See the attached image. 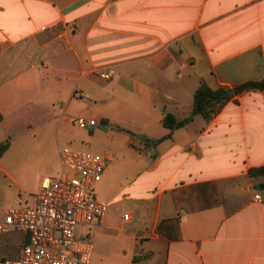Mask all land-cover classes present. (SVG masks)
Here are the masks:
<instances>
[{"label": "crops", "instance_id": "0c3cea01", "mask_svg": "<svg viewBox=\"0 0 264 264\" xmlns=\"http://www.w3.org/2000/svg\"><path fill=\"white\" fill-rule=\"evenodd\" d=\"M261 79L264 0H0V130L43 117L35 129L59 132L83 114L125 141L96 184L111 212L87 232L112 264H264V176L249 175L264 165V94L163 124L190 115L203 82ZM22 233L14 252L0 234V252L18 258Z\"/></svg>", "mask_w": 264, "mask_h": 264}, {"label": "built area", "instance_id": "2783aa9c", "mask_svg": "<svg viewBox=\"0 0 264 264\" xmlns=\"http://www.w3.org/2000/svg\"><path fill=\"white\" fill-rule=\"evenodd\" d=\"M105 73L103 77L110 78ZM69 120L81 128L98 122L82 116ZM62 171L40 181L37 202L27 207H10L0 215V234L20 230L28 236L16 259L0 257V264H89L94 246L89 234L79 235L82 226L101 222L109 205L96 192L110 157L74 149H59ZM260 195H257V199ZM129 218V214H125Z\"/></svg>", "mask_w": 264, "mask_h": 264}, {"label": "rangeland", "instance_id": "374dc122", "mask_svg": "<svg viewBox=\"0 0 264 264\" xmlns=\"http://www.w3.org/2000/svg\"><path fill=\"white\" fill-rule=\"evenodd\" d=\"M70 116H83V114ZM57 120L55 118V121ZM68 121L59 132L53 128L35 129L34 127L38 123L46 122L43 117H38L33 121V128H26L21 121H16L12 127L0 130V143L8 142L10 145L3 154H0V213L10 207L32 205L35 200L36 186L41 177L54 175L60 171L59 149L61 147L68 146L101 155L112 154L115 158L114 162L123 158L125 141L122 137L113 138L105 132L92 128H81L70 120ZM128 134L139 141L136 134L135 136L131 132ZM73 138L78 142L73 143ZM96 192H98L97 187ZM99 196L102 198L100 193ZM109 211L111 212V206ZM117 213V218H119L122 215L121 207L117 208ZM92 227L93 225L82 226L78 232L85 235L87 232H91ZM13 235H16V239L14 245L9 246V249L14 252L25 243V236L21 231L16 230L7 233L5 237ZM89 237L94 244L93 256L89 264H112V261L106 260L104 255L111 254L113 250L105 246L101 240L97 241L96 238H93L91 233H89ZM1 256L8 259L15 257L13 254L3 251L0 252Z\"/></svg>", "mask_w": 264, "mask_h": 264}, {"label": "trees", "instance_id": "16d2710c", "mask_svg": "<svg viewBox=\"0 0 264 264\" xmlns=\"http://www.w3.org/2000/svg\"><path fill=\"white\" fill-rule=\"evenodd\" d=\"M226 90H227L226 88L213 89L207 83L203 82L198 87V89L194 94L193 108L190 115L184 118H179L173 113L168 112L165 114L163 118L164 126L170 128L171 130L185 127L191 121H193L196 116H202L207 121L213 120L214 117L222 110L226 102L229 99H231V97L218 101H213V99L219 96L221 93L225 92ZM233 91H234V95H240L251 91H259L264 94V79L251 80L237 84L233 88ZM2 120H3V115L0 113V122ZM170 137L171 134L153 140L146 138L144 141L147 145L153 147L159 144L164 139ZM8 147H9L8 142L0 143V154H3L8 149ZM249 175L253 177L264 176V165L250 168ZM262 187L264 188V182H262ZM2 258H6V257H2Z\"/></svg>", "mask_w": 264, "mask_h": 264}, {"label": "water", "instance_id": "95a60500", "mask_svg": "<svg viewBox=\"0 0 264 264\" xmlns=\"http://www.w3.org/2000/svg\"><path fill=\"white\" fill-rule=\"evenodd\" d=\"M234 96V91L233 89H227L225 92L221 93L219 96H217L216 98L213 99V101H218V100H224L230 97ZM137 137L144 139L145 136L142 134H136Z\"/></svg>", "mask_w": 264, "mask_h": 264}]
</instances>
